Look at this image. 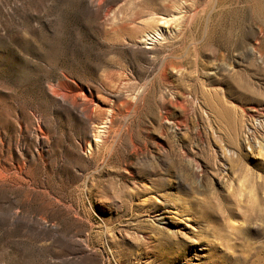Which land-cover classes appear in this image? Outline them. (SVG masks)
<instances>
[{"label":"rangeland","instance_id":"obj_1","mask_svg":"<svg viewBox=\"0 0 264 264\" xmlns=\"http://www.w3.org/2000/svg\"><path fill=\"white\" fill-rule=\"evenodd\" d=\"M177 248L264 264V0H0V264Z\"/></svg>","mask_w":264,"mask_h":264},{"label":"bare ground","instance_id":"obj_2","mask_svg":"<svg viewBox=\"0 0 264 264\" xmlns=\"http://www.w3.org/2000/svg\"><path fill=\"white\" fill-rule=\"evenodd\" d=\"M154 22V21H153ZM150 23V22H149ZM153 25V24H151ZM150 35V34H149ZM73 105V104H72ZM90 105L88 104V101L85 103V107H84V110L86 112H88V109H89ZM93 107V106H92ZM165 216V215H164ZM179 236V231H177V234H175V236ZM178 249V250H177ZM177 249H174L172 251H170L168 253V255L166 256V258L164 259V263L165 264H178L180 263L181 261L185 260L184 257H183V251L179 248ZM182 264H186L185 262L182 263Z\"/></svg>","mask_w":264,"mask_h":264}]
</instances>
